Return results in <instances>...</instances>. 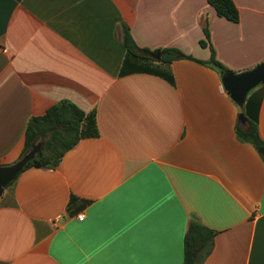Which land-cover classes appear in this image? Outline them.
Returning a JSON list of instances; mask_svg holds the SVG:
<instances>
[{"label":"crops","instance_id":"1","mask_svg":"<svg viewBox=\"0 0 264 264\" xmlns=\"http://www.w3.org/2000/svg\"><path fill=\"white\" fill-rule=\"evenodd\" d=\"M234 2L237 21L207 0H0V164L23 155L29 117L61 100L97 129L4 186L0 264H180L190 219L216 230L201 264H264V151L238 137L244 103L222 72L197 60L211 45L229 71L264 61V0ZM122 23L139 47L194 58L154 57L172 80L120 73ZM254 89L264 140V82Z\"/></svg>","mask_w":264,"mask_h":264},{"label":"trees","instance_id":"2","mask_svg":"<svg viewBox=\"0 0 264 264\" xmlns=\"http://www.w3.org/2000/svg\"><path fill=\"white\" fill-rule=\"evenodd\" d=\"M213 6L219 16L229 20L239 19V10L234 0H207ZM123 42L126 47V54L120 68V73H127L135 70L150 71L163 75L172 80V74L167 69L161 68L154 61L156 58L150 55L151 50L147 47H139L126 23L121 25ZM204 37L199 40L201 45L209 44V31L205 24L203 26ZM211 54L206 60L197 59L203 63H211L222 73L229 71L215 56V50L210 45ZM177 56L192 57L177 47L161 48L160 62H170ZM194 58V57H192ZM260 96L256 89L252 90L245 99L243 112L246 126H242L237 120L236 132L239 138L251 142L255 148L263 145L264 140L258 131V108ZM85 122L89 127H84ZM97 134L94 114L86 113L76 104L61 100L49 106L46 111L39 115L29 117L23 149L21 155L29 150L39 138H44L43 146L32 159L24 166H54L59 162L60 157L72 147L82 136ZM264 156V153H263ZM216 230L201 223L197 219H190L183 236V259L180 264H201L204 256L211 250L213 236Z\"/></svg>","mask_w":264,"mask_h":264},{"label":"water","instance_id":"3","mask_svg":"<svg viewBox=\"0 0 264 264\" xmlns=\"http://www.w3.org/2000/svg\"><path fill=\"white\" fill-rule=\"evenodd\" d=\"M151 56L159 58L160 50L152 51ZM264 82V61L255 66L239 72L226 71L222 73V83L227 92L242 106L247 94L259 83ZM240 121H245L243 111L239 112ZM42 146L41 141L35 142L19 159L9 164H0V194L7 185L32 159ZM259 151H264V145L259 147Z\"/></svg>","mask_w":264,"mask_h":264},{"label":"built area","instance_id":"4","mask_svg":"<svg viewBox=\"0 0 264 264\" xmlns=\"http://www.w3.org/2000/svg\"><path fill=\"white\" fill-rule=\"evenodd\" d=\"M84 216H85V213H84V212H79V213L76 214V217H77L78 219H83ZM60 218H61V215L58 214V215H56L55 220L60 219Z\"/></svg>","mask_w":264,"mask_h":264},{"label":"rangeland","instance_id":"5","mask_svg":"<svg viewBox=\"0 0 264 264\" xmlns=\"http://www.w3.org/2000/svg\"><path fill=\"white\" fill-rule=\"evenodd\" d=\"M227 68V67H226ZM231 70V69H230ZM43 140H44V138H42ZM42 145H43V143H42Z\"/></svg>","mask_w":264,"mask_h":264}]
</instances>
